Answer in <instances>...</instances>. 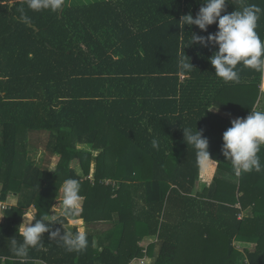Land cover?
Returning a JSON list of instances; mask_svg holds the SVG:
<instances>
[{
	"label": "trees",
	"instance_id": "trees-1",
	"mask_svg": "<svg viewBox=\"0 0 264 264\" xmlns=\"http://www.w3.org/2000/svg\"><path fill=\"white\" fill-rule=\"evenodd\" d=\"M201 5L66 0L52 13L0 0V200L17 197L0 209V264H21L12 240L22 243L19 226L42 216L62 223L53 231L85 232L87 247L68 252L45 232L24 264H264V169L235 174L221 151L231 120L212 111H264V72L238 65V83L215 75L209 57L218 46L190 41L217 24L178 25ZM248 5L264 10V0H226L221 14ZM256 32L264 40V11ZM182 56L190 71L180 70ZM183 128L208 140L217 163L209 185L200 184L202 166ZM34 132L48 133L53 169L32 156ZM258 155L264 166V145ZM68 178L80 183L79 214L52 218ZM98 225L110 233L90 231ZM146 237L157 239L143 246Z\"/></svg>",
	"mask_w": 264,
	"mask_h": 264
},
{
	"label": "clouds",
	"instance_id": "clouds-1",
	"mask_svg": "<svg viewBox=\"0 0 264 264\" xmlns=\"http://www.w3.org/2000/svg\"><path fill=\"white\" fill-rule=\"evenodd\" d=\"M32 11L49 10L52 13H60L66 0H23ZM233 3V2H232ZM236 5V4H235ZM226 7V0H202L195 17L191 13L183 15L178 24L196 25L202 31H207L209 25L217 24L218 30L209 34L207 38L193 34L190 43H199L207 46L209 42L218 46L212 56L209 57L211 65L215 69V75L224 82H239L238 65L250 68L258 72H264V40L256 32L257 21L264 10L255 5L237 8L226 14H221ZM21 19L27 23L29 18L25 15ZM188 56L179 59L178 66L182 71H190L193 67ZM184 139L187 145L196 150L197 162L203 166L213 160L208 152V140L202 136V132L183 128ZM222 154L231 162L237 176L252 171L260 172L264 169L258 153L261 145H264V111L252 110L244 118H235L231 121V127L223 132ZM154 148L158 147L156 140L152 141ZM62 197L59 203L62 205V216H76L80 210V183L74 178L66 179L61 186ZM35 221L34 223L32 221ZM59 219L48 220L47 217L36 219L33 217L26 224L22 223L18 233L23 237V242L12 240V251L20 258L21 264L28 255L29 248L41 245L42 236L49 233V239L57 240L68 252H82L86 249L88 240L85 232H66L57 228L52 230L54 223ZM60 223V222H59ZM62 224V223H60Z\"/></svg>",
	"mask_w": 264,
	"mask_h": 264
},
{
	"label": "rangeland",
	"instance_id": "rangeland-1",
	"mask_svg": "<svg viewBox=\"0 0 264 264\" xmlns=\"http://www.w3.org/2000/svg\"><path fill=\"white\" fill-rule=\"evenodd\" d=\"M69 3H73V4H85V3H89V2H92V1H98V0H68ZM264 100V99H263ZM261 109L264 110V103L261 105ZM47 139H48V133L47 132H34L32 134V137H31V144L35 146V149L34 151H32V156L34 157L35 160L41 162V164L45 165L48 163V165L50 166L51 169L54 168V166L57 164V160H58V155L57 156H53L51 157L50 156V153L46 150V143H47ZM96 152V151H94ZM203 167L201 169V180H200V184L201 186H206L209 184V182L212 180V177H213V173L211 172V174L209 175L208 174V170L207 172L203 171ZM211 170V169H210ZM213 170V169H212ZM95 174V166L94 164H92V167H91V171H90V177H93ZM200 186V188H202ZM62 194V193H61ZM10 201L12 203H15L17 201V197L13 194L10 198ZM250 211L249 209L245 211V214H249ZM99 229L98 231H96L95 229H92V227L90 228V231L91 232H95V233H103L99 236H101V238H104L106 237L104 234L106 232L110 233V230L112 227L110 226H103V225H100L98 226ZM100 238V237H99ZM157 239V238H156ZM155 238H148L146 237L143 241H142V245L143 246H147L148 243H152L154 242V240H156ZM100 243H104L106 241H108L106 238L105 240L104 239H99ZM236 246L237 248L239 249H243L245 246H248L250 248H254L255 247V244L252 243H241V242H237L236 243ZM131 264H151V260L149 259H143V258H140V259H137L135 261H133ZM239 264H247L246 261H243V262H240Z\"/></svg>",
	"mask_w": 264,
	"mask_h": 264
},
{
	"label": "crops",
	"instance_id": "crops-1",
	"mask_svg": "<svg viewBox=\"0 0 264 264\" xmlns=\"http://www.w3.org/2000/svg\"><path fill=\"white\" fill-rule=\"evenodd\" d=\"M212 111H214V112H216V113H218V114H220V115H222V116H224L225 118H227V119H229V120H233L234 118H238V116H236V115H234V114H231V113H229V112H226L225 110H222V109H220V108H217V107H213L212 108ZM231 117H234V118H231ZM241 118V117H240ZM55 157V156H54ZM58 161V160H57ZM55 167V166H54ZM204 169H203V171L205 172H207V170L209 171L208 172V174L210 173L211 174V172L213 173V177H214V175H215V172H216V167H217V163L215 162V161H213V160H211V161H208L205 165H203L202 166ZM211 169V170H210ZM213 169V170H212ZM209 174V175H210ZM213 177H212V180H213ZM212 180L209 182V184L212 182ZM208 184V185H209ZM62 193V192H61ZM61 197H62V195H61ZM61 197H60V199H61ZM62 212H61V210H59L58 208H56V207H53V209H52V211H51V216H52V218H55V217H57V216H59L60 214H61ZM98 226H100V225H98ZM97 226V227H98ZM107 225H105V227H106ZM89 229V228H88ZM92 229H94V228H92ZM98 229H99V227H98ZM149 239L150 238H153V237H148ZM250 244H252V243H250ZM255 248V247H254ZM254 248H251V249H254Z\"/></svg>",
	"mask_w": 264,
	"mask_h": 264
},
{
	"label": "built area",
	"instance_id": "built-area-1",
	"mask_svg": "<svg viewBox=\"0 0 264 264\" xmlns=\"http://www.w3.org/2000/svg\"><path fill=\"white\" fill-rule=\"evenodd\" d=\"M12 204H14V203H12L11 201L3 202L0 200V209L5 210L8 207H10Z\"/></svg>",
	"mask_w": 264,
	"mask_h": 264
},
{
	"label": "water",
	"instance_id": "water-1",
	"mask_svg": "<svg viewBox=\"0 0 264 264\" xmlns=\"http://www.w3.org/2000/svg\"><path fill=\"white\" fill-rule=\"evenodd\" d=\"M1 82V81H0ZM2 96V94L0 93V97Z\"/></svg>",
	"mask_w": 264,
	"mask_h": 264
}]
</instances>
